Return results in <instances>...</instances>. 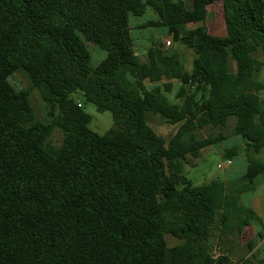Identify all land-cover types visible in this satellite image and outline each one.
<instances>
[{"label": "trees", "instance_id": "trees-1", "mask_svg": "<svg viewBox=\"0 0 264 264\" xmlns=\"http://www.w3.org/2000/svg\"><path fill=\"white\" fill-rule=\"evenodd\" d=\"M192 2L189 10L184 0H0V264H235L232 246L216 253L211 239H242L260 221L242 195L264 178V61L253 57L264 51V0ZM215 2L224 35L204 25ZM148 9L158 19L140 27H162L177 48L151 41L142 61L129 19ZM89 45L106 53L97 65ZM183 48L193 53L190 70ZM20 68L30 88L10 83ZM177 82V102H167ZM34 89L46 105L42 120ZM75 95L110 111L114 127L91 130ZM148 114L179 125L176 134L166 141ZM231 116L248 163L241 184L233 193L220 180L195 186L188 158L224 136L193 132ZM167 235L182 243L170 247Z\"/></svg>", "mask_w": 264, "mask_h": 264}, {"label": "rangeland", "instance_id": "rangeland-1", "mask_svg": "<svg viewBox=\"0 0 264 264\" xmlns=\"http://www.w3.org/2000/svg\"><path fill=\"white\" fill-rule=\"evenodd\" d=\"M157 19L158 16L150 9L142 17H135L131 15L129 21L130 26L132 27V37L134 38V40H146L151 44V41H159L161 39L160 43L163 44L165 49L177 48V45L173 42L172 37L165 34V31L162 27H140L141 25H144L150 20L155 21ZM204 25L205 27H207L211 34L224 35L226 33L225 17L222 2H215L214 4L209 6L208 16ZM195 26L196 25H189L185 29H191ZM167 40L172 41L171 45L168 47L165 44ZM88 48L92 53L93 57L92 65H97L100 61L105 58L106 53L101 51L100 49H97V47H95L94 45H89ZM95 49H97L98 51H94ZM136 52L139 55V58L144 61L147 56V53L144 54L140 45L136 46ZM182 52V55L186 60L187 69L190 70L193 53L188 50H185L184 48L182 49ZM257 57L264 58L261 52L257 53ZM230 70L232 72L235 71V64L232 61L230 62ZM257 79L264 82V69L257 75ZM9 81L16 90L27 89L31 87L30 78L27 72L22 68L18 69L10 77ZM147 84L153 85L151 87L155 86V83L153 84L147 82ZM187 89H189V87H187ZM163 95L165 96V100L167 102H177V99L174 94L163 93ZM75 97L82 102L83 110L92 117V121L89 124L91 130L98 134H104L109 129L114 127L113 117L110 111L98 112L96 106L93 103L86 101L81 95H75ZM30 98L35 109L36 120H42L46 115V105L42 101L39 91L37 89H34L31 92ZM147 117L150 126L166 141H169L176 134L179 125L168 124L159 117L151 114H148ZM228 132H230L231 134L232 130L226 132L222 131V133L224 134ZM220 133L221 132L219 131V127L209 125L201 129H196L193 132V136L196 140H202L206 139L209 136H217ZM50 140L51 144L54 147H59L63 140L62 131L60 129H55V131L51 135ZM235 146L239 147V151L236 156L232 157V166L219 169L218 165L224 164L226 162L227 157L226 155H224L226 153V150ZM257 158L264 161V159L261 158L260 155H258ZM247 164L248 163L245 155L244 141L241 137L234 136L228 138L227 140L219 142L218 144H213L205 148L203 151H201L199 158L189 157L185 167V174L195 186L208 184L215 180H220L224 182L226 178L227 180H236L239 184H241V176L246 173ZM263 181L264 178L257 181L256 189L261 186ZM243 203L249 206L248 202L245 201ZM248 230L249 231L246 237L244 235L243 239H237L238 237L235 233L228 235L227 238L221 239L218 237V233L215 237L214 232L213 237L211 239V246L216 253L226 251L227 246H232V259L235 264H238L239 262L243 261V259L249 254L247 242L250 239H256L259 233L264 235V224L259 220H254L252 226L248 228ZM166 240L170 247L177 246L182 243L181 240H178L170 235L166 236ZM230 240H234L235 244L231 245L229 243ZM258 251H260L261 254H257L254 257H250L248 259V262L246 261V263L264 264V247L261 250L260 247H258L257 253Z\"/></svg>", "mask_w": 264, "mask_h": 264}, {"label": "crops", "instance_id": "crops-1", "mask_svg": "<svg viewBox=\"0 0 264 264\" xmlns=\"http://www.w3.org/2000/svg\"><path fill=\"white\" fill-rule=\"evenodd\" d=\"M185 1V4H186V7L187 9L189 10H192L193 9V2L192 0H184ZM209 9V8H208ZM149 10V9H148ZM147 10V11H148ZM161 40V39H160ZM159 40V42H160ZM137 45H140V47L142 48V51L144 52V54L147 53V50L149 49V47L151 46V44L146 41V40H140V39H136L135 40V51H136V46ZM96 47V46H95ZM99 49V48H97ZM97 49H95L94 51H98ZM104 52V51H103ZM262 53V55L264 56V51L262 49H258L257 51H255L253 53V57L258 59V60H261V61H264V58H259L257 57V53ZM137 53V52H136ZM138 55V54H137ZM139 56V55H138ZM106 57V56H105ZM264 69V67L262 68V70ZM261 70V71H262ZM260 81V80H259ZM262 82V81H261ZM150 83V82H149ZM264 83V82H263ZM148 85V84H147ZM150 88H153L151 86V84L148 85ZM156 86V84H155ZM154 86V87H155ZM180 88V84L177 82L174 84V89L171 93H165V94H176L177 90ZM165 97V96H164ZM262 97L264 98V93L262 95ZM171 103V102H170ZM236 123H237V117L236 116H231L229 117L228 119V122H227V125L224 126V127H219V131L221 132L220 134H223L224 136V140H227L228 138H231V137H237L238 135L235 133V126H236ZM232 130V133L230 134V132L224 134L222 133V131L226 132V131H231ZM239 137V136H238ZM223 140V141H224ZM222 142V141H221ZM218 144V143H217ZM224 154V153H223ZM264 148L261 150L260 152V157L264 159ZM224 155H226L227 157V154L225 153ZM227 160H231V165L233 164V161H232V158H228L226 159ZM263 161V160H262ZM247 169V168H246ZM245 174H243L244 176ZM241 176V177H243ZM225 185H226V188L228 190L229 193H233L234 190L239 186V183L238 181L236 180H227V178L225 179ZM248 202L249 206L244 205L248 208H250L251 210H253L256 215L260 218V221L264 224V181L262 182L261 186L258 188V189H255L254 191H249V192H246L242 195V202ZM252 226V225H251ZM250 226V227H251ZM248 227V228H250ZM248 228L245 229V232H244V235L246 237L247 233H248ZM258 234V233H257ZM256 234V235H257ZM243 235V237H244ZM243 239V238H242ZM253 239H250L249 241H251ZM248 241V242H249ZM247 242V243H248ZM258 247H260V250L264 247V235L262 238L258 239L257 240V244L256 246L253 248V250H249V254L244 258V259H249L250 257H254L255 255L257 254H261L260 251H258L257 253V250H258ZM240 264V263H239Z\"/></svg>", "mask_w": 264, "mask_h": 264}, {"label": "built area", "instance_id": "built-area-1", "mask_svg": "<svg viewBox=\"0 0 264 264\" xmlns=\"http://www.w3.org/2000/svg\"><path fill=\"white\" fill-rule=\"evenodd\" d=\"M171 43H172L171 40H167V41L165 42V44L167 45V47L170 46ZM78 106L81 107V103H79ZM230 165H231V160H227L224 164H219V165H218V168H219V169H223V168H225V167H229Z\"/></svg>", "mask_w": 264, "mask_h": 264}]
</instances>
